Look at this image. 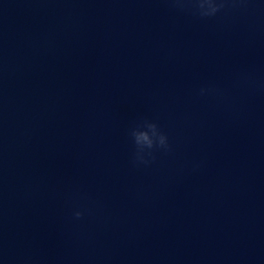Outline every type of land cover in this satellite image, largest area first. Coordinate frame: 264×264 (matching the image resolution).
<instances>
[{
  "label": "clouds",
  "instance_id": "clouds-1",
  "mask_svg": "<svg viewBox=\"0 0 264 264\" xmlns=\"http://www.w3.org/2000/svg\"><path fill=\"white\" fill-rule=\"evenodd\" d=\"M229 0H173L175 7L181 11H190L200 18H212L220 13L226 6ZM206 89H201V94H204ZM130 135L135 145L133 163L149 164L153 156V150L160 149L170 151L168 136L160 130L155 122L148 119H142L132 128ZM76 219L82 218V211L73 213Z\"/></svg>",
  "mask_w": 264,
  "mask_h": 264
}]
</instances>
